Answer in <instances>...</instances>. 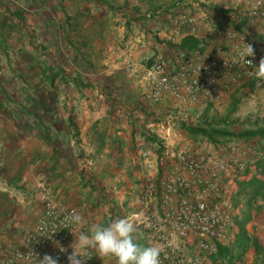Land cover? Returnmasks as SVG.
Returning a JSON list of instances; mask_svg holds the SVG:
<instances>
[{"label": "crops", "instance_id": "1", "mask_svg": "<svg viewBox=\"0 0 264 264\" xmlns=\"http://www.w3.org/2000/svg\"><path fill=\"white\" fill-rule=\"evenodd\" d=\"M51 5L58 8L59 16L78 10L70 8L69 0H51ZM245 5L243 0H99L96 8L87 6L89 17L78 20V15L72 24H61V30L51 19V29L62 32L57 31L56 38L59 34L64 38L61 43L51 35V111L45 108L44 117L31 118L26 100L0 98V244L18 245L21 234L33 227L44 188L75 207L84 218L83 226L125 217L135 210L144 177L153 172L144 169L140 152L149 151L156 161L162 152L157 150L159 136L170 133L163 126L166 119L206 104L203 97L184 101L171 93L152 101L143 79L144 67L155 54L174 46L172 36L180 42L189 36L184 28L177 31L174 26L176 18L187 12L198 19L193 36L199 41L198 51L216 59L228 55L229 43L210 33L208 24L219 10L242 11ZM251 24L254 57L260 62L264 58V17ZM78 35H82L79 40ZM139 39L145 46H137L132 55L133 70L126 66L122 44L128 40L137 44ZM62 53L68 56L65 65ZM226 79L223 97L234 89L228 90ZM249 89V106L253 103L260 112L251 115L248 110L241 118L255 120L254 129L264 128V81ZM179 131L187 133L182 128ZM255 139L264 148V137ZM61 142L64 145L59 148ZM68 144L71 149L66 151ZM262 219H258L259 235L264 236ZM136 239L147 244L137 232ZM218 262L210 258L207 264ZM87 264L115 262L93 253Z\"/></svg>", "mask_w": 264, "mask_h": 264}, {"label": "built area", "instance_id": "2", "mask_svg": "<svg viewBox=\"0 0 264 264\" xmlns=\"http://www.w3.org/2000/svg\"><path fill=\"white\" fill-rule=\"evenodd\" d=\"M243 1L244 10L223 9L208 24L210 33L229 43L228 55L216 59L198 49L190 52L174 48L153 56L143 73L152 101L158 102L165 93L184 101L197 97L217 101L226 77L230 84L246 78L255 87L262 85L264 79L254 75L255 65L259 66L254 55L246 58L252 61L249 64L239 53L245 43L254 49L251 23L264 17V0ZM242 20L246 24H239ZM197 23L196 15L187 12L176 18L174 26L177 31L184 28L195 36ZM170 42L180 44L174 36ZM137 46L144 47L145 42L139 39L137 44L132 40L122 44L126 66L133 70L136 66L132 55ZM177 122V117L167 118L163 126L171 131ZM151 154L147 150L140 152L144 169L153 172L144 177L138 207L125 217L136 224V232L148 245L161 249L160 264H207L210 258L222 264H244L231 252L222 255L220 260L218 245L231 248L235 241L231 192L238 181L251 176L249 166L264 159V148L257 145L255 138L230 137L216 143L183 142L174 148L164 146L156 161ZM40 200L42 206L34 225L21 234L19 244H0V264H40L45 255L56 259L58 264H68L74 238L69 229H80L72 228L66 217L78 211L55 198L46 188ZM256 205L264 210V193L256 198Z\"/></svg>", "mask_w": 264, "mask_h": 264}, {"label": "rangeland", "instance_id": "3", "mask_svg": "<svg viewBox=\"0 0 264 264\" xmlns=\"http://www.w3.org/2000/svg\"><path fill=\"white\" fill-rule=\"evenodd\" d=\"M98 1L69 0L70 8L73 11L76 8L78 10H75V14L68 13L59 16L57 14L58 8L51 5V0H0V98L6 101L26 100L28 105H30L29 113L31 115L29 114V116L31 118H34L37 114L44 117L45 108L47 111H51V100L53 99V94L51 93V35L55 41L60 40L63 43L64 38L60 31L61 24H72L74 22L73 19L78 15H80L78 20L82 19V17L86 19L90 16L91 10L87 6L92 4L96 8ZM61 11H64L62 7ZM51 19L53 22L57 21V24H60V30H57L61 33L59 34V39L56 38L58 34L55 27L51 29ZM78 20H76L77 23ZM81 36H76V39L79 37L77 39L79 40ZM174 47L171 46L169 50L167 49L168 51L163 49L160 52L167 53L175 50ZM60 58L62 64L65 65L68 56L62 53ZM249 83L253 85L251 82L228 83L230 84L227 85V87H230L228 90L234 88L228 96L223 97L221 95L217 101L205 100L206 104L204 107L198 110L195 108L193 111H183L177 116L178 122L170 133L166 132L167 136L164 133L161 134L162 137L159 136L160 142L157 144L158 147L156 146L157 150L162 151L164 146L174 148L183 142H211L200 134H187L179 131V128L183 129L182 123L205 125L225 122V125L231 131L255 130L252 125L255 120L251 121L249 120L250 118H241L243 113L248 110V114L251 112V115H256L257 112H260L253 103L252 107L249 106L248 99L252 92L249 89L251 87ZM25 90H30V94H26ZM181 118L185 120L179 121ZM180 132L184 136H181ZM151 133L154 134V131ZM221 139H216L212 143L220 142ZM61 144H59V148L64 145ZM66 148V151H68L71 146L68 144ZM147 149H151L150 145H147ZM257 164H252L254 168H252V174L249 178L257 172ZM237 189L236 187L231 192V198L234 203L233 219L236 231L239 232L243 226L250 237L254 236L253 234L258 237L263 236V233L259 235L261 228L258 224V219L263 218L262 221H264L263 208L256 205V200L255 202H248L244 192L238 193ZM231 247L232 249L234 247V252H231V254L241 259L244 264H259L256 260L262 259L261 255L258 258L256 257L252 247L242 252L241 256H238L239 250H237L235 242ZM219 258L222 260V256H219ZM215 264H222V261Z\"/></svg>", "mask_w": 264, "mask_h": 264}, {"label": "clouds", "instance_id": "4", "mask_svg": "<svg viewBox=\"0 0 264 264\" xmlns=\"http://www.w3.org/2000/svg\"><path fill=\"white\" fill-rule=\"evenodd\" d=\"M242 59L252 64L247 57L254 55L251 44L245 43V47L239 53ZM254 75L258 79H264V58L255 65ZM67 223L79 231L70 230L73 234L71 244L72 251L68 255V264H86V261L95 253L99 258H109L115 264H160L161 249L155 245L140 244L136 239V224L129 218L116 217L107 222H92L86 228L83 216L78 212L66 217ZM61 246V251H64ZM40 264H58V261L49 255L40 259Z\"/></svg>", "mask_w": 264, "mask_h": 264}, {"label": "trees", "instance_id": "5", "mask_svg": "<svg viewBox=\"0 0 264 264\" xmlns=\"http://www.w3.org/2000/svg\"><path fill=\"white\" fill-rule=\"evenodd\" d=\"M224 10H219L217 13H222ZM242 20L239 24L244 22ZM199 41L197 38L192 35L184 37L179 45H174V48L181 49L182 51H195L198 49ZM183 129L188 134H200L203 137L207 138L211 142H215L216 139L222 138H256V137H264V128H257L255 130L244 131V132H235L229 130V128L225 125V122L218 123H210V124H196L189 125L186 123H182ZM236 133V134H235ZM239 135V136H238ZM151 139V138H149ZM160 154V153H159ZM257 172L251 178L247 180H241L237 182V192H244V196L247 197L248 202H255L256 198L264 193V159L257 164ZM235 245H237V250H239V255H242V252L247 250L249 247L253 248V251L258 258L261 255V260H256L259 264H264V236L250 237L244 227L242 226L239 232L236 233L235 236ZM219 254L218 256H222L228 254L229 252H234V247L232 249L228 247H224L219 244ZM236 251V249H235ZM237 255V254H236ZM256 258V259H257Z\"/></svg>", "mask_w": 264, "mask_h": 264}]
</instances>
